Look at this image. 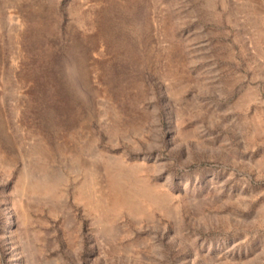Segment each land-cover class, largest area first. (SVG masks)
<instances>
[{"label": "rangeland", "instance_id": "1", "mask_svg": "<svg viewBox=\"0 0 264 264\" xmlns=\"http://www.w3.org/2000/svg\"><path fill=\"white\" fill-rule=\"evenodd\" d=\"M0 264H264V0H0Z\"/></svg>", "mask_w": 264, "mask_h": 264}, {"label": "bare ground", "instance_id": "2", "mask_svg": "<svg viewBox=\"0 0 264 264\" xmlns=\"http://www.w3.org/2000/svg\"><path fill=\"white\" fill-rule=\"evenodd\" d=\"M117 182L120 181L119 179L116 180Z\"/></svg>", "mask_w": 264, "mask_h": 264}]
</instances>
